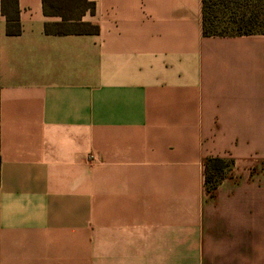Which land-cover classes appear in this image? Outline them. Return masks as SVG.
Returning a JSON list of instances; mask_svg holds the SVG:
<instances>
[{
    "label": "crops",
    "instance_id": "1",
    "mask_svg": "<svg viewBox=\"0 0 264 264\" xmlns=\"http://www.w3.org/2000/svg\"><path fill=\"white\" fill-rule=\"evenodd\" d=\"M89 1L96 34H46L42 0L19 35L0 15V264H264V35Z\"/></svg>",
    "mask_w": 264,
    "mask_h": 264
},
{
    "label": "trees",
    "instance_id": "2",
    "mask_svg": "<svg viewBox=\"0 0 264 264\" xmlns=\"http://www.w3.org/2000/svg\"><path fill=\"white\" fill-rule=\"evenodd\" d=\"M45 16L58 17L57 21H45L46 34H96L98 26L82 20L92 13L89 0H42ZM0 15L5 18L7 35H19L17 0H0ZM201 29L203 36L232 37L264 35V0H201ZM231 160L219 157L206 158L204 162V184L214 189L230 168Z\"/></svg>",
    "mask_w": 264,
    "mask_h": 264
}]
</instances>
